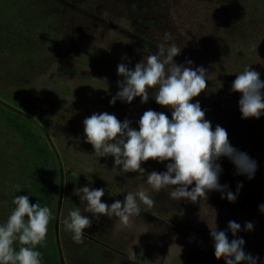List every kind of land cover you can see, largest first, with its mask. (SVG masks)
Returning <instances> with one entry per match:
<instances>
[{"label": "rangeland", "instance_id": "rangeland-1", "mask_svg": "<svg viewBox=\"0 0 264 264\" xmlns=\"http://www.w3.org/2000/svg\"><path fill=\"white\" fill-rule=\"evenodd\" d=\"M165 32L172 34L169 44L182 48L174 57L177 64L190 60L193 68L207 70V87L191 102L200 103L213 130L217 125L226 129L231 145L257 162L254 178L248 179L237 174L229 158L217 161L220 184L237 194L234 203L218 191L209 192L207 200H170L138 173L113 168V157H98L85 142L83 121L93 113L128 119L136 130L149 109L171 119L172 109L156 103L154 89L147 103L136 97L131 104H110L123 79L118 64L134 68L157 51ZM246 66L264 80V0H0V104L34 126L52 158L61 264H156L173 243L182 252L171 264H225L214 255L210 228L215 227L229 240L242 238L244 251L264 264V212L259 208L264 204V114L243 119L241 94L231 90ZM167 163L149 160L142 167L162 172ZM141 185L156 204L141 205L130 229L117 232L113 219L97 221L84 213L92 227L85 229L83 244L72 240L63 220L76 207L83 212L86 204L73 194L75 188H103L102 202L111 205ZM229 221L241 225L236 237ZM246 222L253 230H244ZM130 247L135 261L128 258Z\"/></svg>", "mask_w": 264, "mask_h": 264}, {"label": "clouds", "instance_id": "clouds-1", "mask_svg": "<svg viewBox=\"0 0 264 264\" xmlns=\"http://www.w3.org/2000/svg\"><path fill=\"white\" fill-rule=\"evenodd\" d=\"M171 40L172 34L165 32L157 51L143 56L134 68L118 64L117 73L123 79L117 81L119 91L110 100V104L117 100L131 104L134 98L140 97L144 104L149 100V90L154 89L153 99L158 105L172 109L171 119L164 112L149 109L140 117L139 130H136L128 119L121 122L107 112L93 113L83 121L85 142L92 145L98 157H113V168L138 173L153 191H165L170 200H207L209 192L218 191L224 194L222 199L234 203L237 194L220 184L222 168L217 161L221 157L229 158L237 174L246 175L248 179L254 178L257 162L231 145L226 129L217 125L213 130L200 103L191 102L205 91L208 73L202 66L193 68L190 60L177 64L174 57L181 54L182 48L169 44ZM231 90L241 94L238 104L243 119H259L264 114V80L251 66L236 74ZM149 160L167 161L166 171L146 172L142 164ZM240 188L242 184L238 185L237 193ZM73 194L86 202L83 212L76 207L63 220L76 244L84 243L85 229L93 224L84 213L91 214L97 221L101 216L113 219L117 232H122L132 227L134 218L141 214V205L153 208L156 204L143 185L137 191L127 192L123 201L116 200L111 205L102 202L103 188L85 186L75 188ZM13 204L15 207L7 221L0 223V264H42V253L36 248L46 240L51 210L41 206L39 201L30 203L27 195L16 196ZM259 208L264 212V204ZM253 227L251 222H246L244 230L251 231ZM228 230L236 237L241 225L229 221ZM210 235L217 260L223 258L225 264H257L259 258L244 251L242 238L229 240L227 232L217 231L216 227L210 228ZM134 244H138V239ZM181 252L182 247L173 243L165 257L157 258L156 264H161L162 260L163 264H171ZM136 256L130 247L129 260L135 261Z\"/></svg>", "mask_w": 264, "mask_h": 264}, {"label": "trees", "instance_id": "trees-1", "mask_svg": "<svg viewBox=\"0 0 264 264\" xmlns=\"http://www.w3.org/2000/svg\"><path fill=\"white\" fill-rule=\"evenodd\" d=\"M15 107L23 110L18 103ZM19 186V191L17 190ZM56 171L48 148L34 126L22 115L0 104V223L7 221L14 209L16 196L38 201L52 213L44 244L36 250L42 253V264H61L57 250L55 215ZM18 250V243L15 245Z\"/></svg>", "mask_w": 264, "mask_h": 264}]
</instances>
